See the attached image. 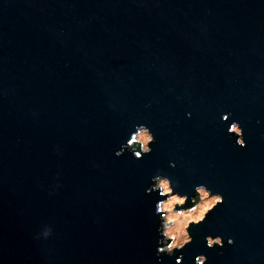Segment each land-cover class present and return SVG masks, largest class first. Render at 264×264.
Wrapping results in <instances>:
<instances>
[{
  "label": "water",
  "instance_id": "95a60500",
  "mask_svg": "<svg viewBox=\"0 0 264 264\" xmlns=\"http://www.w3.org/2000/svg\"><path fill=\"white\" fill-rule=\"evenodd\" d=\"M139 124L151 153L116 156ZM158 170L224 201L172 256L145 191ZM181 255L264 264V0H0V264Z\"/></svg>",
  "mask_w": 264,
  "mask_h": 264
},
{
  "label": "clouds",
  "instance_id": "9594fccd",
  "mask_svg": "<svg viewBox=\"0 0 264 264\" xmlns=\"http://www.w3.org/2000/svg\"><path fill=\"white\" fill-rule=\"evenodd\" d=\"M230 114H222V121H227ZM134 130L130 133V138L126 143L122 144L116 156L122 155L125 151L132 154L134 158H141L143 155L151 153V144L155 143V137L151 130L143 125H134ZM227 133L230 137H234L235 145L238 147H246L243 138V129L239 123L233 121ZM170 166L175 165L170 163ZM180 188L179 181L170 178L166 174H162L160 170L151 178L150 186L145 190L146 193H157L160 199L155 204L154 215L159 218V226L157 233L159 239L157 241V257L172 256L175 251L182 250L193 240L190 234V227L199 226L206 221V217L212 210L223 204V196L219 193H212L206 185L199 184L194 186L195 195L189 198L188 195L177 191ZM199 196V202H195ZM190 204V207H185ZM52 234L50 227H45L40 237L47 239ZM37 237V238H40ZM205 244L208 248H223L225 243L232 245L234 241L228 238L226 241L219 235H206L204 237ZM183 256H178L176 264H180ZM207 257L198 255L195 257V264H206ZM159 264V261H158Z\"/></svg>",
  "mask_w": 264,
  "mask_h": 264
},
{
  "label": "rangeland",
  "instance_id": "374dc122",
  "mask_svg": "<svg viewBox=\"0 0 264 264\" xmlns=\"http://www.w3.org/2000/svg\"><path fill=\"white\" fill-rule=\"evenodd\" d=\"M197 198H198V199H196V201H195V202H199V196H197Z\"/></svg>",
  "mask_w": 264,
  "mask_h": 264
},
{
  "label": "trees",
  "instance_id": "16d2710c",
  "mask_svg": "<svg viewBox=\"0 0 264 264\" xmlns=\"http://www.w3.org/2000/svg\"><path fill=\"white\" fill-rule=\"evenodd\" d=\"M196 199H198V198L196 197Z\"/></svg>",
  "mask_w": 264,
  "mask_h": 264
}]
</instances>
